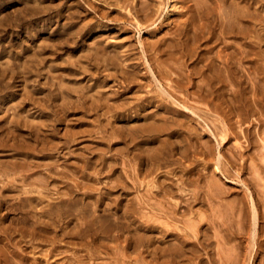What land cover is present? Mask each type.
I'll use <instances>...</instances> for the list:
<instances>
[{
	"label": "rangeland",
	"instance_id": "rangeland-1",
	"mask_svg": "<svg viewBox=\"0 0 264 264\" xmlns=\"http://www.w3.org/2000/svg\"><path fill=\"white\" fill-rule=\"evenodd\" d=\"M0 264H264V0H0Z\"/></svg>",
	"mask_w": 264,
	"mask_h": 264
},
{
	"label": "bare ground",
	"instance_id": "bare-ground-1",
	"mask_svg": "<svg viewBox=\"0 0 264 264\" xmlns=\"http://www.w3.org/2000/svg\"><path fill=\"white\" fill-rule=\"evenodd\" d=\"M180 124H181V123H180ZM214 134H215V133H214ZM178 145H179V144H178ZM168 151H169V150H168ZM168 159H169V158H168ZM219 160H221V155L219 156ZM219 160H218V161H219ZM218 161H217V162H218ZM219 162H220V161H219ZM219 162L217 163V166H216V168H215L217 171L220 170V164H219ZM217 171H216V172H217ZM220 191H221V190H220ZM252 202H254V201H252ZM253 205H255V203H254ZM253 207H254V206H253ZM187 208H188V207H187ZM255 208H257V207H255ZM255 208L253 209V210H254V217H253V218H254V224H255L254 226H256V225L258 224V223H257V217H258L257 214H258V213L256 212L257 210H256ZM188 222H189V221H188ZM256 227H257V226H256ZM222 255H223V254H222ZM213 258H214V257H213Z\"/></svg>",
	"mask_w": 264,
	"mask_h": 264
}]
</instances>
